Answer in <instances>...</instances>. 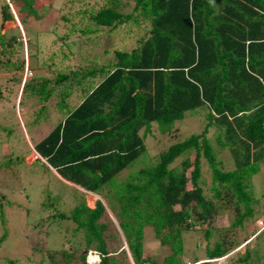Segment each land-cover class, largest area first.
<instances>
[{
  "label": "trees",
  "instance_id": "1",
  "mask_svg": "<svg viewBox=\"0 0 264 264\" xmlns=\"http://www.w3.org/2000/svg\"><path fill=\"white\" fill-rule=\"evenodd\" d=\"M11 1L35 10L34 0ZM133 1L132 10L122 12L111 0L91 18L109 30L146 25L135 46L115 51V62L105 69L83 72V79H102L72 110L58 105L65 119L34 147L64 180L102 195L118 229L102 200L93 208L81 200L70 214L48 212L45 222L51 230L43 235L46 240L52 231L59 235L54 241L39 240L46 248L42 264H181L185 235L214 215L224 213L233 232L254 223V208L261 201L252 189L255 176L261 177L264 200V0ZM3 2L0 9L8 21L12 16ZM70 72H57L53 84H64L78 73ZM29 82L35 84L25 81L22 89H31ZM50 83L42 78L30 93L47 99L54 86L43 90ZM200 111L206 121L200 132L183 134L156 158L151 156L144 140L152 125L172 136L175 123L183 125L188 114ZM211 128L219 130L214 135L218 148L206 136ZM222 149L226 156L219 159ZM203 163L212 179L206 188ZM129 168L131 176L119 180ZM149 227L156 242L169 247L161 263L144 253V229ZM204 232L206 257L203 262L192 258L193 264H221L205 260L221 258L240 243L225 231L218 238L211 237L210 229ZM254 240L251 248L245 245L244 255H232V264H252L251 253L262 252L261 245L264 249V228ZM91 255L95 262H88ZM261 257L264 264V253Z\"/></svg>",
  "mask_w": 264,
  "mask_h": 264
},
{
  "label": "rangeland",
  "instance_id": "2",
  "mask_svg": "<svg viewBox=\"0 0 264 264\" xmlns=\"http://www.w3.org/2000/svg\"><path fill=\"white\" fill-rule=\"evenodd\" d=\"M4 1L12 19L5 21L0 9V264H42L41 257L46 258V248L41 246L39 240L54 241L59 235L55 229L51 232L54 237L46 240L43 235L51 227L45 222L48 212L69 211L70 214L81 200L89 208L94 207L96 200H102L116 229L118 226L102 195L86 193L63 181L47 163L40 161L31 147L39 148L47 134L65 119V112H59L58 105L61 107L65 104V110H72L102 79L100 75L94 79H83V72L105 69L107 63L115 62V51H130L135 46L136 38L142 34L140 29L146 25L131 28V24H123L114 30L97 26L91 17L109 6L111 0H34L35 10L27 8L21 1L16 4L11 0ZM116 2L118 10L122 12H130L134 3L133 0ZM89 29L95 32L88 33ZM104 50L106 52L102 54ZM71 70H77V75H71L64 84H53L57 72L70 74ZM45 77L50 78L51 83L45 85L43 93L54 86L47 99L42 93H30L39 88L40 80ZM25 81L35 84L29 82L32 88L22 89L24 92L19 98ZM189 115L182 121L183 125L174 124L175 132L172 133L175 134L172 136L160 133L158 127L152 125L144 140L152 157L156 158L170 144L182 139L183 134L202 130L206 123L205 112ZM218 133L219 130L211 128L206 135L216 148L214 135ZM225 156L226 149H222L219 159ZM223 164L228 169L233 167L226 162ZM131 172H134L133 168L124 170L118 179L125 181ZM202 172V180L205 181L203 187L206 188L211 185L212 179L205 163L202 164ZM259 181L260 176L252 180L254 196L261 200L254 208L251 218L254 223L249 224L247 229L233 232L222 218L224 213L214 215L204 226L196 227L195 232L193 230L185 235V252L179 257L181 264H193L192 258L202 260L206 257L202 253L206 229L212 230L211 237L218 238L216 234L225 231L240 242L218 259L221 264H232L230 259L233 254L244 255L247 243H250L249 248L252 247L254 237L264 228V200L260 198ZM106 195L109 196L108 193ZM50 221L56 224L53 217ZM251 231L252 235L246 237ZM144 240V253H151L158 263L170 253L168 246L158 244L150 227L144 229ZM64 246L68 249L69 245L65 243ZM35 247L42 252H37ZM261 249L259 254L251 253L249 261L252 264H262V245ZM87 260L95 262L93 257Z\"/></svg>",
  "mask_w": 264,
  "mask_h": 264
},
{
  "label": "clouds",
  "instance_id": "3",
  "mask_svg": "<svg viewBox=\"0 0 264 264\" xmlns=\"http://www.w3.org/2000/svg\"><path fill=\"white\" fill-rule=\"evenodd\" d=\"M23 86V85H22ZM22 86H21V93H22ZM19 98H21V94H20V97ZM31 150L33 151V152H35L36 153V155L38 156V158L40 159V155L34 150V147H31ZM32 152V153H33ZM41 161V160H40ZM44 163H46V162H44ZM56 174V173H55ZM59 175V174H58ZM90 194H92V193H90ZM96 196V195H95ZM91 257H93L94 258V260L96 259L95 258V256H89V258H91ZM219 259V258H218ZM218 259H212V260H205V261H210V262H214V261H218ZM201 262H203V260L201 261Z\"/></svg>",
  "mask_w": 264,
  "mask_h": 264
},
{
  "label": "crops",
  "instance_id": "4",
  "mask_svg": "<svg viewBox=\"0 0 264 264\" xmlns=\"http://www.w3.org/2000/svg\"><path fill=\"white\" fill-rule=\"evenodd\" d=\"M32 155V154H31ZM40 157V160L41 161H43V162H46L45 161V159L44 158H42L41 156H39ZM54 171V170H53ZM55 172V171H54ZM56 173V172H55ZM56 175L58 176V177H60L63 181H66V180H64L60 175H58L57 173H56ZM73 187H75L76 189H80V190H82V191H84V192H86V193H89V192H87V191H85L84 189H82V188H80V187H78V186H76V185H73V184H71Z\"/></svg>",
  "mask_w": 264,
  "mask_h": 264
}]
</instances>
